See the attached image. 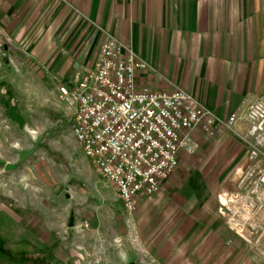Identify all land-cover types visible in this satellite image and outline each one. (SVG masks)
<instances>
[{
  "label": "crops",
  "instance_id": "0c3cea01",
  "mask_svg": "<svg viewBox=\"0 0 264 264\" xmlns=\"http://www.w3.org/2000/svg\"><path fill=\"white\" fill-rule=\"evenodd\" d=\"M108 37L149 63L141 77L151 88L181 87L220 119L235 115L233 128L185 130L177 171L155 193L139 195L130 215L98 170L91 200L77 189L61 208L44 206V188L39 198L10 191L19 199L7 210L0 198L1 236L50 253L57 264H91L86 249L98 236L110 245L116 231L126 262L253 264L226 206L254 166L246 110L264 96V0H0L6 76L37 78L43 93L74 87L76 73L97 66ZM14 62L21 68H10Z\"/></svg>",
  "mask_w": 264,
  "mask_h": 264
},
{
  "label": "built area",
  "instance_id": "2783aa9c",
  "mask_svg": "<svg viewBox=\"0 0 264 264\" xmlns=\"http://www.w3.org/2000/svg\"><path fill=\"white\" fill-rule=\"evenodd\" d=\"M0 39V47L3 45ZM3 54L0 48V57ZM149 63L130 47L108 37L94 69L78 72L72 88L58 86L71 111L75 139L103 178L115 186L121 210L130 215L139 195L155 193L175 171L182 133L199 128L232 129L235 115L220 119L181 87L156 90L142 81ZM250 135L264 149V96L246 110ZM260 149L251 146L249 158ZM257 182L264 186V167Z\"/></svg>",
  "mask_w": 264,
  "mask_h": 264
},
{
  "label": "rangeland",
  "instance_id": "374dc122",
  "mask_svg": "<svg viewBox=\"0 0 264 264\" xmlns=\"http://www.w3.org/2000/svg\"><path fill=\"white\" fill-rule=\"evenodd\" d=\"M2 39V38H0ZM0 57V198L5 209L12 208L19 198L8 195L11 191L19 197L39 198L44 206L64 207L78 189L79 193H89V184H100L96 167L84 155L74 137L70 122L71 111L59 92L43 93L33 77L11 76L5 73V55ZM14 62L12 69L21 68ZM17 67H15V65ZM9 68V67H8ZM11 106V107H10ZM61 114L67 123L58 120ZM257 146L261 151L254 159L252 170L244 173L238 184H245L231 194L232 200L226 206L227 222L237 229L249 248L247 258L253 264L264 263V186L257 182L259 171L264 167V149L253 136L247 144ZM5 162L16 164L6 170ZM177 169L174 171V173ZM19 185L14 190L15 182ZM30 190V191H29ZM69 197L66 198L65 194ZM31 194V195H30ZM29 195V196H28ZM45 195V196H44ZM27 206V205H26ZM89 205L82 208L88 209ZM26 209L32 206L25 207ZM74 215V214H73ZM67 216L69 214L67 213ZM85 227V224H82ZM247 231V232H246ZM248 233V235H247ZM65 235L60 236L62 240ZM2 241L11 247H3ZM84 254L91 264H128L120 259L117 231L111 236L110 245L103 237H96ZM253 247H250V246ZM246 246V247H247ZM31 256V261L29 260ZM54 258V257H53ZM50 253L33 251L28 245H13L12 240L0 234V264H57ZM247 262V260H246ZM247 264H251L247 262Z\"/></svg>",
  "mask_w": 264,
  "mask_h": 264
},
{
  "label": "water",
  "instance_id": "95a60500",
  "mask_svg": "<svg viewBox=\"0 0 264 264\" xmlns=\"http://www.w3.org/2000/svg\"><path fill=\"white\" fill-rule=\"evenodd\" d=\"M16 167V164H14V163H9V162H7V163H5V165H4V168L6 169V170H9V169H12V168H15ZM67 195V194H66ZM73 223H74V221H73V217L72 216H70V218H69V226H72L73 225ZM128 264H137V263H135V262H129Z\"/></svg>",
  "mask_w": 264,
  "mask_h": 264
},
{
  "label": "trees",
  "instance_id": "16d2710c",
  "mask_svg": "<svg viewBox=\"0 0 264 264\" xmlns=\"http://www.w3.org/2000/svg\"><path fill=\"white\" fill-rule=\"evenodd\" d=\"M58 118L61 120V121H64L65 123H67V119H64L61 114H57Z\"/></svg>",
  "mask_w": 264,
  "mask_h": 264
}]
</instances>
